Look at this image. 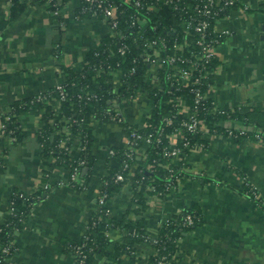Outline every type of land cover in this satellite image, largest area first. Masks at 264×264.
<instances>
[{"label":"crops","instance_id":"crops-1","mask_svg":"<svg viewBox=\"0 0 264 264\" xmlns=\"http://www.w3.org/2000/svg\"><path fill=\"white\" fill-rule=\"evenodd\" d=\"M242 3L216 24L219 31L229 32L217 47L209 90L217 106L230 112V118L220 121L223 130L201 134L182 158L188 169L185 176L169 193L150 194L147 189L140 204L130 174L105 202L110 218L139 222L152 238H160L167 222L186 213L198 214L200 222L175 240L168 264H264V144L251 136L227 135L229 128L254 132L251 120L264 125V0ZM80 6L81 0H66L55 16L42 1L0 0V226L8 221L14 195L23 193L32 201L14 236L16 250L5 264H76L72 246L82 240L100 206L103 179L119 164L110 150L125 148L123 124L147 128L155 106L145 91L123 96L121 71L103 75L102 83L124 99L112 103L124 123L109 117L90 123L92 163L82 168L83 187L71 186L70 164L44 155L39 136L43 118L38 110L26 108L14 120L19 135L4 132L17 102L48 92L66 79L67 72H81L88 54L111 34L103 16L83 14ZM52 101L56 113L61 112L59 100ZM68 131L72 157L78 158L82 140ZM170 141L181 142L178 137ZM146 149L138 150V159ZM179 162L167 159L164 167ZM134 167L136 172L139 164ZM107 235L119 242L127 233L114 225ZM134 252L132 264H151L157 249L142 241L135 244ZM122 259L128 262L129 255ZM116 262L110 256L98 260Z\"/></svg>","mask_w":264,"mask_h":264},{"label":"trees","instance_id":"trees-1","mask_svg":"<svg viewBox=\"0 0 264 264\" xmlns=\"http://www.w3.org/2000/svg\"><path fill=\"white\" fill-rule=\"evenodd\" d=\"M45 2L43 0H38ZM66 1V0H64ZM114 4L121 5V10L119 12V26H118V35L124 36L123 39L111 34L105 38L100 46L93 49L87 57V64L84 69L79 72H67L66 79H61L59 83L65 86L66 98L60 99L58 93L55 90V87L50 89L51 96L55 97L56 100H59L61 103V112L55 111L54 101L46 100L42 102H36L32 99L26 100V102L20 104L16 103L14 112L12 113L11 119L5 122L6 132H13L16 136L19 135L20 129H18V124L14 121L18 118V115L22 114L26 108H34L42 113L43 126L40 128L39 136L40 141L44 146V155L57 157L59 160L65 161L68 164H72L75 158L72 157L71 147L67 142L69 149H57V143L61 140L62 132L60 131L65 124L67 118L71 117L72 119L78 120L70 126V131L73 135L78 136L81 140H86L87 150L85 152H80L79 157L85 158L88 161V165L92 163L91 158V143L92 137L90 134V123L93 119L98 117H107L108 112L114 113L116 110L115 106L112 104V97L109 95L110 86H106L102 83L103 74L100 70L101 67L110 65L112 69L127 72L131 69L132 66L137 67L135 74L128 76L124 80V94L123 96L134 95L137 91H148L149 95L154 99L155 106L151 112V116L148 120L147 128L141 129L137 126H130L128 124H123L125 126L126 134L129 135L132 130L137 132H148L155 127L161 126L163 123L162 117L171 116L176 113V108L174 102L181 96H190L189 88L184 87L181 90H176V88H171L169 84L163 80L160 86H154L153 78L150 75H147L148 64L143 61L141 56L144 46L142 43L141 37L145 38H157L162 37L168 43V49L166 53L175 52V44L183 43L184 41L188 43L186 49H192L196 47L195 38L196 34H186L181 28V19L185 15L180 9H176L171 4H164L162 0H141L144 4H150L155 6L156 9L153 10H134L127 5L123 4L124 0H112ZM14 3H17V0H13ZM51 10L54 9V6L51 5ZM238 5H235L234 8H238ZM133 14L141 15L146 19V23L143 26L131 25V16ZM222 17V14L219 18ZM174 32V34H173ZM123 41L129 45V50L125 55H121L119 52V43ZM137 41V42H135ZM216 60V59H215ZM215 60L212 64V68L215 65ZM170 66L165 64L163 69H160L158 74L163 77V72L169 70ZM212 74H210L211 77ZM210 77L208 82L211 83ZM163 79V78H162ZM170 88V89H169ZM167 89L171 90L170 93L167 92ZM96 93L97 98L93 99H79V95H86L87 92ZM192 102V98L188 99V103ZM210 106V104H206ZM200 117L204 118L205 125L207 129L211 131L215 129H222L220 127V121L222 119L231 117L230 112L226 114H212L207 110L205 113L200 112ZM180 116L175 118V123L173 126L165 128V134L163 136V142L160 147H148L146 153L141 159L137 158V155L134 158V162L139 164L136 173L134 174V194L136 199L139 200L138 203L143 204L145 198V193L147 191V185L153 184L158 187V190H163L164 183L170 177L169 168H165L164 164L166 158L163 156V146H171L168 136L173 134L176 127L179 126ZM54 123H57L55 125ZM250 123H254L256 127L254 132L249 133L253 139L257 132H262L264 134V125L255 123L251 120ZM60 129V130H59ZM60 131V133L58 132ZM201 134H194L191 136L193 142H197ZM177 146H182V143L179 142ZM55 152H52V150ZM184 155L188 152V149H184ZM123 149L118 151L117 157L119 159V164L116 167L111 168L108 171V174L102 181V189L107 191L109 194L112 192L118 191L126 181H116V173L120 169V163L123 159L122 156ZM183 163V160H182ZM181 163V165H182ZM1 165V163H0ZM153 165L154 171H150L149 166ZM180 162L173 163V166L170 168L179 169ZM187 167V164H186ZM186 174V173H185ZM126 178L129 177L128 172H125ZM145 176L144 180H141L142 176ZM249 190V189H248ZM152 192L150 191V194ZM157 193V192H156ZM252 193V192H251ZM110 196L108 197V199ZM14 211L9 215L8 221L1 225L0 228V264H5L7 258L10 255H6L3 252V248L7 245H10L12 251H14L15 233L20 230L24 224V221L28 215V207L32 204V201L29 199H22L18 194L14 195L12 198ZM23 202H26V207L24 208ZM100 203V206L96 212L92 215V218L88 224V229L86 235L83 236L82 240L74 243L86 244L84 251L87 256L84 259L82 264H99L98 260L102 256H110L117 261V264H127L134 261L135 256L132 251H135V244L138 242L144 241L142 234H144L143 225L139 222L136 223H125L122 221L114 220L108 215V210L106 208L105 202ZM29 205V206H28ZM192 214L196 218L197 225L201 218L196 213H186ZM181 215L178 219L171 220L167 222L162 228L160 234V243L156 245V255L150 258L151 264H159V259L163 256H167V259L171 256L174 251L175 240L180 236L181 232L185 229H191L192 227L185 228L180 225L184 216ZM119 226L126 230L127 236L125 240L119 242H113L108 238L107 232L110 230L108 225ZM111 226V227H113ZM182 229V230H181ZM73 245V246H74ZM72 251L73 247H72ZM135 253V252H134ZM129 255V261L126 262L122 259V256ZM76 264H79L76 262Z\"/></svg>","mask_w":264,"mask_h":264},{"label":"built area","instance_id":"built-area-1","mask_svg":"<svg viewBox=\"0 0 264 264\" xmlns=\"http://www.w3.org/2000/svg\"><path fill=\"white\" fill-rule=\"evenodd\" d=\"M13 1V0H11ZM45 3H48L50 6L53 5L54 9L52 10L55 16H58L62 8L64 7V0H43ZM164 4H171L176 9H180L185 13L181 19V28L186 34H196L195 44L196 47L192 49H186L188 43L185 41L183 43L175 44L174 53H166L168 49V43L165 38H145L141 37L144 50L141 54L143 61L148 64L147 75H150L153 78L154 86H160L164 81H166L171 88H176V90H181L184 87L189 88L190 96H181L176 98L174 101V106L176 108V113L171 116L162 117V124L159 127H155L148 132H137L132 130L126 138V145L123 149V159L120 163V169L116 173V181H126L130 177V174H135V162L133 161L135 156L138 153V150L143 148L160 147L163 142V136L165 134V128L173 126L175 123V118L180 116L179 126L176 127L173 134H170L168 138L174 139L179 138L181 140L182 146H177L176 141H170L171 146H163L162 152L163 156L169 159H179L182 161L184 156V149H192L196 145V142L192 141L191 136L194 134H204L209 133L210 130L207 129L205 125L204 118L200 117V112H206L209 110V113L212 114H226L227 111L217 106L216 101L209 97V90L212 85L208 82L210 74L213 73L212 64L217 58V47L223 40V38L229 33L227 30L219 31L216 27L217 22L220 20L219 16L222 14V17L227 15L235 5L239 7L244 6L242 0H162ZM124 5L133 8L134 10H153L156 9L155 6L150 4H144L141 0H124ZM121 5L114 4L112 0H81L80 11L83 14H93L103 16L111 29V32L120 37L121 39L124 36L118 35V26H119V12L121 10ZM121 13V12H120ZM141 15L133 14L131 16V25L143 26L146 23ZM137 42V41H135ZM119 52L121 55H125L129 50V45L123 41L119 43ZM165 64L170 66L169 70L163 72V77L159 76L158 72L160 69L165 67ZM102 74H110L113 69L110 65L101 67L100 70ZM137 71L136 66H132L130 70L122 73L121 83L124 84V80L135 74ZM163 78V79H162ZM110 85V84H109ZM124 88V86H123ZM170 89V88H169ZM167 89V92L170 93ZM55 90L58 93L60 99L66 98L65 86L61 83L56 84ZM109 95L115 100H112V103H121L124 101L120 95L116 96L111 87L108 90ZM149 94L148 91H145ZM86 95H79V99H93L97 98V94L93 92H87ZM192 98V102L188 103V99ZM53 100L55 97L51 96L50 90L46 93L39 94L33 97V101L42 102L46 100ZM206 104H210L207 106ZM109 118L117 120L120 123H124V118L119 112H108ZM230 118V117H229ZM78 122L76 119L71 117L67 118L64 126L60 130L62 132L61 140L57 143V149L68 150L67 142L69 139L70 126ZM57 125V123H54ZM6 125L4 124V132H6ZM60 131H58L60 133ZM227 135L231 138L238 137H248L250 131L246 128H229ZM85 140L82 141L80 146V152H85L87 150V140L86 135ZM255 138L264 144V134L262 132H257ZM52 152H55L53 149ZM118 150L112 148L110 154L116 156ZM88 165V161L85 158H75L71 164V173H70V184L73 187H83L84 184L80 180V174L82 168ZM169 168V167H168ZM150 171H154L153 165L149 166ZM186 163L183 161L179 169L169 168L170 177L164 183L163 190H158V187L153 184H148L147 189L149 191L157 192V194L163 195L172 191L176 187V184L180 182L181 179L185 176L187 172ZM125 172H128L129 177L126 178ZM135 172V173H134ZM145 176L141 177V180H144ZM134 180V176L132 177ZM252 194L256 197V191H252ZM18 196L22 199H27L23 193H18ZM110 194L107 191L100 190L98 197L99 203H104L105 199L107 200ZM257 198V197H256ZM14 211L13 201L10 202L9 214L11 215ZM109 215V214H108ZM196 218L192 214H186L181 221L180 225L185 228H189L195 225ZM110 229L113 224L108 225ZM89 227V226H88ZM87 227V229H88ZM86 229V232H87ZM2 228H0V231ZM110 231V230H109ZM108 231V232H109ZM84 233V236L86 235ZM145 242H149L153 245L159 244L160 238H152L146 233L141 235ZM80 243V242H79ZM86 244L74 245L73 250L76 256V262L82 264L87 254L84 251ZM16 247H14V251ZM10 245H7L3 248V252L8 256L12 252ZM134 253V251H132ZM159 264H168L167 256H163L159 259Z\"/></svg>","mask_w":264,"mask_h":264},{"label":"water","instance_id":"water-1","mask_svg":"<svg viewBox=\"0 0 264 264\" xmlns=\"http://www.w3.org/2000/svg\"><path fill=\"white\" fill-rule=\"evenodd\" d=\"M173 34H174V32H173Z\"/></svg>","mask_w":264,"mask_h":264}]
</instances>
